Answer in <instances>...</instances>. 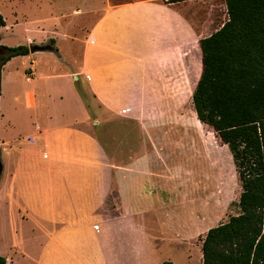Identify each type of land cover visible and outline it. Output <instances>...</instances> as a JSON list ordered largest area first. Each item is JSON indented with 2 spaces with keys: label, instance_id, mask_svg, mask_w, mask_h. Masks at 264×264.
I'll return each mask as SVG.
<instances>
[{
  "label": "crops",
  "instance_id": "crops-1",
  "mask_svg": "<svg viewBox=\"0 0 264 264\" xmlns=\"http://www.w3.org/2000/svg\"><path fill=\"white\" fill-rule=\"evenodd\" d=\"M227 19L225 0H130L106 6L81 30L78 25L68 37L67 57L52 36L51 50L15 56L3 65L0 99L12 81L20 91L13 98L21 105L11 106L14 115L11 111L4 118L6 127L14 126L17 113L28 115L30 122L24 125L25 140L4 141L14 142L10 146L18 156L0 189L4 204L22 207L41 226L34 264H125L124 255L139 260L148 248L157 253L158 264H174L171 253L196 243L203 232L201 199L199 208L183 217L180 206L185 202H174L171 194L188 188L187 183L192 190L202 189L192 187V176L180 166L167 169L170 181L178 175L174 190L154 182L177 155H172L165 125L138 121L137 101L192 97L202 70L200 40ZM41 53L68 70L57 75L68 79L55 89L58 110L43 115L35 87L23 88L10 67L20 57L24 70L34 71L32 78L25 75L27 82L49 81L51 74L36 77V55ZM65 97L77 104L79 113L74 107L67 117L65 110L60 113ZM116 113L135 121L109 122ZM90 114L103 120L96 135ZM214 208L212 204L207 216Z\"/></svg>",
  "mask_w": 264,
  "mask_h": 264
},
{
  "label": "rangeland",
  "instance_id": "rangeland-1",
  "mask_svg": "<svg viewBox=\"0 0 264 264\" xmlns=\"http://www.w3.org/2000/svg\"><path fill=\"white\" fill-rule=\"evenodd\" d=\"M127 1L130 0H0V11L8 20L6 26L0 28V43L7 46L37 44L54 48L55 40L52 36H55L58 39V47L63 56L67 57L70 51L68 37L76 31L78 25L79 30H81L83 25L86 26L100 15L106 6ZM81 35L82 32L80 31L79 36ZM32 38L39 41L30 43ZM42 38L43 40H40ZM36 57L39 60V64L36 66V77L39 74H51L53 78L49 81L37 79L33 84L27 82L25 75L31 78L34 75H30L32 69L29 71L24 70V59L20 57L15 58L10 67L15 68L14 74L23 88L35 87L38 99L42 103L40 113L43 115V113L47 114L50 109L58 110L57 105L54 104L59 99L55 89L66 86L68 79L58 78L57 75L68 70L66 64L64 65L61 61L55 63L54 57L47 58V53H41ZM49 68L52 69L49 70ZM69 78L72 79V77ZM18 92L20 91L16 88V84L9 81L6 83L4 97H2L5 99L3 101L0 99V148L4 165L0 181L7 176L10 165L18 156L17 151L14 152L13 147L10 146L14 142L7 144L4 141L8 140L10 142V139L15 138L17 141L22 138L25 140V136L28 134L24 129V125L30 122L28 115L17 113L14 117V126L9 129L6 127L7 121L4 120V118L10 117L11 106L21 108L20 103H17L13 98V95ZM191 99L192 97L185 100H148L144 103L147 106L141 101H137L136 116L139 119L138 121L143 119L165 125L171 134L172 155H177L172 158L175 160H171L169 166L162 169L166 174L159 175L158 178L155 177L154 182H159L160 186H164L168 190L176 188L178 183L174 180L178 179L175 178L176 175H172L174 180L173 182L170 181L172 178L170 179V171L167 173V169L170 170L175 166H180L179 169L186 170L192 176V187L202 189L192 190L187 183L188 188L177 192L173 191L171 194V200H174V202L180 201L181 204L185 202L180 206V214L183 217L190 215L195 207L198 209L200 203H202L204 212L203 232L198 236L194 245H186L179 253H171L174 264H203L200 251L202 253L201 244L206 230L226 221L229 216L240 212L237 202L242 192V186L237 176L230 149L222 142L212 127L198 121ZM5 100L10 105L11 110L4 103ZM71 107H74L75 112L79 113L77 104H73L71 98L65 97L62 101L60 113L62 114L65 110L67 112L65 116L67 117V114H70ZM12 114L14 115L13 111ZM90 116L91 130L96 135V130L103 124V120L101 121L97 114H90ZM128 116V114L116 113L115 117L109 122L125 123L135 121L130 120ZM98 117L100 123L96 121ZM3 132L5 134L4 138ZM31 194L33 195V193ZM3 195L5 193L0 189V254L6 257L8 264H34V258L38 254L35 238L36 236L40 237L41 233L38 234L37 232L41 226L35 217H32L22 207L11 208L4 204ZM215 195H217V202L214 198ZM199 199H201L200 203ZM196 200L198 202L195 203ZM212 204L215 208L207 216ZM46 227L51 230L50 225ZM122 236L125 249L127 246L126 236L124 234ZM141 242L139 240V252L142 251L143 244ZM133 246L135 247V244ZM144 254V258L139 260L124 255V263L158 264L159 258L153 249L148 248L147 253L144 252Z\"/></svg>",
  "mask_w": 264,
  "mask_h": 264
},
{
  "label": "trees",
  "instance_id": "trees-1",
  "mask_svg": "<svg viewBox=\"0 0 264 264\" xmlns=\"http://www.w3.org/2000/svg\"><path fill=\"white\" fill-rule=\"evenodd\" d=\"M225 1L228 19L200 40L202 70L192 101L198 121L230 149L242 192L240 212L202 239V261L264 264V0ZM29 53L28 45L0 43V96L3 65ZM0 264H8L1 254Z\"/></svg>",
  "mask_w": 264,
  "mask_h": 264
},
{
  "label": "water",
  "instance_id": "water-1",
  "mask_svg": "<svg viewBox=\"0 0 264 264\" xmlns=\"http://www.w3.org/2000/svg\"><path fill=\"white\" fill-rule=\"evenodd\" d=\"M43 50H51V48L47 45H30V52H35V51H43ZM3 172V163H2V159H1V148H0V177L2 175Z\"/></svg>",
  "mask_w": 264,
  "mask_h": 264
},
{
  "label": "built area",
  "instance_id": "built-area-1",
  "mask_svg": "<svg viewBox=\"0 0 264 264\" xmlns=\"http://www.w3.org/2000/svg\"><path fill=\"white\" fill-rule=\"evenodd\" d=\"M30 75H34V71L33 70L31 71ZM29 78H31V77L28 76L27 79H29Z\"/></svg>",
  "mask_w": 264,
  "mask_h": 264
},
{
  "label": "bare ground",
  "instance_id": "bare-ground-1",
  "mask_svg": "<svg viewBox=\"0 0 264 264\" xmlns=\"http://www.w3.org/2000/svg\"><path fill=\"white\" fill-rule=\"evenodd\" d=\"M0 130H1V127H0ZM1 135V134H0Z\"/></svg>",
  "mask_w": 264,
  "mask_h": 264
}]
</instances>
